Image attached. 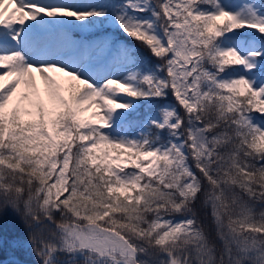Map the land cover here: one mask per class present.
I'll list each match as a JSON object with an SVG mask.
<instances>
[{"label": "snow or ice", "instance_id": "6c2138e0", "mask_svg": "<svg viewBox=\"0 0 264 264\" xmlns=\"http://www.w3.org/2000/svg\"><path fill=\"white\" fill-rule=\"evenodd\" d=\"M9 211L38 264H264V0H0Z\"/></svg>", "mask_w": 264, "mask_h": 264}, {"label": "trees", "instance_id": "16d2710c", "mask_svg": "<svg viewBox=\"0 0 264 264\" xmlns=\"http://www.w3.org/2000/svg\"><path fill=\"white\" fill-rule=\"evenodd\" d=\"M106 31L108 32V34L113 35V37H118L120 40H123L129 44H132L134 47L138 48L140 50V52L142 53V55L147 57L153 63L157 62L155 60V58L151 56V53L146 48H144L139 42H136V41L132 40L131 38L127 37L121 31H118V30L116 32L110 31L109 29H107L106 27H103V26L102 27L100 26L99 28H97L95 30L96 33H100V32L105 33ZM168 102H174V101H172L171 95H169V97H168ZM155 103H164V101H155ZM181 114H183V113L181 112ZM256 207H257V211H259L261 206L258 204ZM199 216L202 220H204V223L209 228V230H211L212 225H211L210 218L205 219L203 212H200ZM14 225H17V223ZM19 225H21V224H19ZM10 229L11 228H9V227L2 228L3 235H4L5 239L11 240L14 238H21V239L26 238V229H25L24 224L21 227L13 228L12 230H10ZM8 232H10V233H8ZM14 258H17L19 260L28 261L29 264H38L37 258L31 254L30 250H28L26 252L13 251L7 245H5L2 249H0V261H11V260H14ZM81 264H82V262H81Z\"/></svg>", "mask_w": 264, "mask_h": 264}, {"label": "rangeland", "instance_id": "374dc122", "mask_svg": "<svg viewBox=\"0 0 264 264\" xmlns=\"http://www.w3.org/2000/svg\"><path fill=\"white\" fill-rule=\"evenodd\" d=\"M99 27L100 26H98L97 28H99ZM103 27H106L110 31H115V32L117 30L120 31L119 29H115L114 30V29H112V28H110V27H108L106 25L103 26ZM96 29L91 30V31L86 32V33H82L79 30H72L71 33H70V35L73 36L76 39H80L82 36H85V37H87L89 39H91V38H93L95 36H103V35H109V36H111L110 34H108L107 31L105 33L104 32H102V33L101 32L100 33H96L95 32ZM16 223H17V225H14ZM19 224H21V225H19ZM21 226H23V223H22L21 219L18 216L12 214L10 211L7 214H5L3 217H0V228H7V227H9V228H11L10 230H12L13 228H18V227H21ZM8 233H10V232H8Z\"/></svg>", "mask_w": 264, "mask_h": 264}]
</instances>
